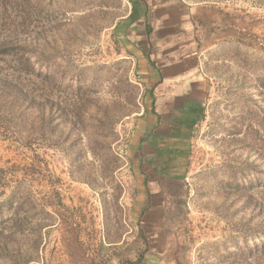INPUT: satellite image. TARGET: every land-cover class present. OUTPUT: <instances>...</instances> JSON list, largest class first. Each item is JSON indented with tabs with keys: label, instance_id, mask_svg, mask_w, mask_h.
Instances as JSON below:
<instances>
[{
	"label": "rangeland",
	"instance_id": "obj_1",
	"mask_svg": "<svg viewBox=\"0 0 264 264\" xmlns=\"http://www.w3.org/2000/svg\"><path fill=\"white\" fill-rule=\"evenodd\" d=\"M188 1L209 90L162 176L143 1L0 0V264H264V0Z\"/></svg>",
	"mask_w": 264,
	"mask_h": 264
},
{
	"label": "crops",
	"instance_id": "obj_2",
	"mask_svg": "<svg viewBox=\"0 0 264 264\" xmlns=\"http://www.w3.org/2000/svg\"><path fill=\"white\" fill-rule=\"evenodd\" d=\"M142 1L144 15L130 22L129 29L154 103L144 116L141 148L153 172L163 176L171 163L184 170L185 154L203 113L209 81L198 48V20L211 9L188 0Z\"/></svg>",
	"mask_w": 264,
	"mask_h": 264
},
{
	"label": "trees",
	"instance_id": "obj_3",
	"mask_svg": "<svg viewBox=\"0 0 264 264\" xmlns=\"http://www.w3.org/2000/svg\"><path fill=\"white\" fill-rule=\"evenodd\" d=\"M20 50L21 49H19V48L10 47V48L3 49V51H1V53L8 54V52H10V51H20ZM152 104H154V103H152ZM143 258L144 257L142 256L136 264H139L140 262H142Z\"/></svg>",
	"mask_w": 264,
	"mask_h": 264
}]
</instances>
